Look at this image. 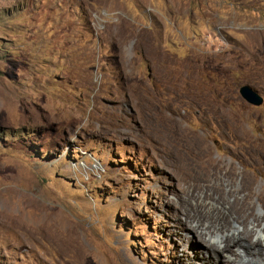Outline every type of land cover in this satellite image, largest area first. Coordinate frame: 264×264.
Listing matches in <instances>:
<instances>
[{
	"label": "rangeland",
	"instance_id": "rangeland-1",
	"mask_svg": "<svg viewBox=\"0 0 264 264\" xmlns=\"http://www.w3.org/2000/svg\"><path fill=\"white\" fill-rule=\"evenodd\" d=\"M243 84L264 0H0V264H233L196 207L264 217Z\"/></svg>",
	"mask_w": 264,
	"mask_h": 264
},
{
	"label": "bare ground",
	"instance_id": "bare-ground-1",
	"mask_svg": "<svg viewBox=\"0 0 264 264\" xmlns=\"http://www.w3.org/2000/svg\"><path fill=\"white\" fill-rule=\"evenodd\" d=\"M203 148L206 152H209V150H210V146L208 145V143L203 144ZM220 197L222 198V196H220ZM212 206L210 207L208 205L198 204L196 207V215L200 216V220H204L206 218L212 219V223H210V226L205 227V229H207L208 232L207 231L206 232L208 234L213 235V236L217 235V236H219L218 238L223 239L222 245L219 246V250L222 252H225L226 250L231 249L232 246L234 248L237 247L238 250L234 249V252L238 256H236L235 253L232 255L231 254L227 255L229 260L233 264H236L238 258H241L242 253L245 251H248V254L250 255V257H252V259H251L252 264H264V237L259 238L256 236L257 239L253 240L252 237H248V236L244 235V233H246V232H248V233L253 232L256 234L258 232L264 233V227L262 226V221L264 220V217L258 216L257 218L254 219L255 224L252 226V231L244 230V232H242V230L240 229V226H238L236 228L239 230L238 233L235 232L232 235V237L230 238L229 236H227L225 234V232L230 231L229 229H227L228 218H226V213L231 206L229 208H227L226 206H223L222 208L221 207H214V206L212 207ZM232 208H234V207H232ZM236 222L237 221H235V223ZM206 225H207V223H206ZM253 243H255V246L253 245ZM239 249H240V251H239ZM239 255H241V256H239Z\"/></svg>",
	"mask_w": 264,
	"mask_h": 264
},
{
	"label": "water",
	"instance_id": "water-1",
	"mask_svg": "<svg viewBox=\"0 0 264 264\" xmlns=\"http://www.w3.org/2000/svg\"><path fill=\"white\" fill-rule=\"evenodd\" d=\"M240 96L249 104L259 106L263 103V95L253 86L243 84L238 89Z\"/></svg>",
	"mask_w": 264,
	"mask_h": 264
}]
</instances>
